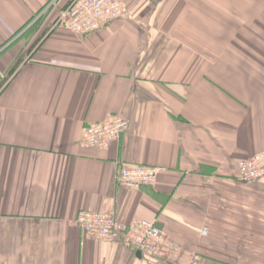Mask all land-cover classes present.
Masks as SVG:
<instances>
[{
    "label": "crops",
    "instance_id": "obj_1",
    "mask_svg": "<svg viewBox=\"0 0 264 264\" xmlns=\"http://www.w3.org/2000/svg\"><path fill=\"white\" fill-rule=\"evenodd\" d=\"M71 1L0 0V264H264V177L238 172L264 151V0H119L86 36L55 27ZM109 116L128 130L79 147ZM131 165L155 183L117 186ZM81 211L155 223L181 253L85 237Z\"/></svg>",
    "mask_w": 264,
    "mask_h": 264
},
{
    "label": "built area",
    "instance_id": "obj_2",
    "mask_svg": "<svg viewBox=\"0 0 264 264\" xmlns=\"http://www.w3.org/2000/svg\"><path fill=\"white\" fill-rule=\"evenodd\" d=\"M127 9L119 0H72L59 14L55 27L72 36H86L94 33L101 25L117 20ZM9 73L0 71V91L10 81ZM127 121L109 116L101 122L89 124L81 131L78 145L81 148L107 149L121 134L128 130ZM239 178L245 183L264 177V151L252 158L242 160L238 166ZM158 176V169L151 166H122L117 171L116 185L129 190L152 186ZM75 223L88 238L113 242L120 241L127 247L144 255L167 260L181 253L166 232L154 223H121L113 212L81 211ZM203 230V234L205 233ZM187 264H206L193 255Z\"/></svg>",
    "mask_w": 264,
    "mask_h": 264
},
{
    "label": "trees",
    "instance_id": "obj_3",
    "mask_svg": "<svg viewBox=\"0 0 264 264\" xmlns=\"http://www.w3.org/2000/svg\"><path fill=\"white\" fill-rule=\"evenodd\" d=\"M68 5V4H67ZM65 9V8H64ZM45 12V11H44ZM239 170V169H238ZM239 172V171H238ZM155 224V223H154ZM204 262V261H203ZM204 263H206V264H212V263H209V262H204Z\"/></svg>",
    "mask_w": 264,
    "mask_h": 264
},
{
    "label": "rangeland",
    "instance_id": "obj_4",
    "mask_svg": "<svg viewBox=\"0 0 264 264\" xmlns=\"http://www.w3.org/2000/svg\"><path fill=\"white\" fill-rule=\"evenodd\" d=\"M34 31H36V30H30L29 32L32 34ZM29 32H28V33H29ZM44 33H45V32H44Z\"/></svg>",
    "mask_w": 264,
    "mask_h": 264
}]
</instances>
